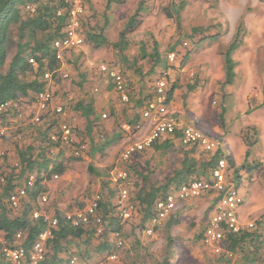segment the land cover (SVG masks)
<instances>
[{
    "label": "crops",
    "instance_id": "crops-1",
    "mask_svg": "<svg viewBox=\"0 0 264 264\" xmlns=\"http://www.w3.org/2000/svg\"><path fill=\"white\" fill-rule=\"evenodd\" d=\"M138 7L139 4L132 13ZM110 10L106 11L109 12ZM105 23L98 31L99 33L102 32L101 34L109 43L96 46L92 41H87L85 45L65 53L55 79L48 82V88L53 93V106L63 107V120L74 126L76 139L86 145V150L80 158L72 156L70 150L63 149L60 144L54 143L52 148L45 150L44 154L47 161L43 164L47 165L49 169L52 166H59L64 169V172L59 174V179L53 176L49 181H44V184L48 186V192L45 193L52 196L50 197V199L52 198L51 201L41 203L40 196H38L37 201L33 202L29 195H26L20 198L16 206H13L9 198L7 205L11 210V217L22 215L32 207L30 216L33 218H37L34 217V213L38 212L43 218L59 219V216H62L64 219L68 213L83 209L87 205L81 204L76 207L74 205L75 199L72 198L73 194L69 196L70 193L77 192V189L81 188L79 185H87L85 190L89 191L100 188L105 200H111L113 204H117L121 185H124L122 181L117 179V172L121 169H126L129 173L128 190L130 197L135 196L142 185H178L181 182L211 175L210 160L217 155V152H206L201 146L183 144L180 132L174 135H164L142 153H137L128 161L122 160L121 154L127 145L140 142L150 134L154 121L145 118L143 111L147 101L153 96L154 80L162 69L168 67L167 54L175 48L177 50L178 47L181 51L183 44H181V40L176 41L172 36L175 31L170 30L163 40L158 39V35L154 31L157 40L147 44L145 43V36L142 35L139 42L140 47L134 57L131 58L130 50L129 54L127 53L128 41L123 44L126 38H120L124 25L114 26L111 29L108 20ZM196 26V23L190 25L189 30H192V35L193 30L197 28ZM189 30L188 33H190ZM116 32L117 35L115 36ZM92 33L99 35L95 34V31ZM188 33L186 34L190 35ZM108 34L113 37L111 38ZM212 35L216 36V34L211 33L207 39L213 38ZM192 38L195 41H186L189 42L190 46L196 48L199 42L193 36ZM156 48L157 52L155 53ZM183 51L189 55L187 61H192L190 55L194 50ZM204 57H201L202 60ZM201 58L194 57L193 63L199 65ZM247 60L250 61L251 58L243 56L240 59L243 62ZM125 62L128 67H126ZM103 63H114L124 70L131 86L130 102L121 101L110 78L100 71L99 66ZM173 67L171 68L172 74L176 76L177 82L169 102L170 114L174 115L183 125L192 124L215 136H222L223 139H226L225 144L231 151L230 155L235 167L239 170L240 181L242 185H248L244 189L241 188L243 196L247 194V197L244 196V204L241 207L243 229L257 227L258 232H256L255 241L260 244L259 248L260 246L261 248L256 247L255 249L253 245H245L230 250L226 246L227 233L224 249L231 254L228 264H263L264 156H261V159H256V156H252L251 147L238 133L232 131L229 133V131L223 130L224 121L217 116L220 110L213 111L203 108L205 104L200 102L199 98L200 77L192 78L191 71L180 72L176 67ZM240 67L241 63L237 64L235 74ZM198 70L200 71V69ZM16 106L17 108L10 107L5 110L6 122L9 123L11 129L10 134L8 133L9 135L0 141V152L3 153V157L0 159V196L3 195L4 186L7 185V182L16 185L14 192L26 184L31 174L35 175L36 178V169L33 172L22 173L24 168L20 151L31 147L34 148L35 158L39 157L37 155L43 151L46 137H50V133L58 131L60 128V124L57 123L48 128L55 122L53 116L40 112L35 100L30 102L24 99L22 102L16 103ZM40 113L42 121L37 123L34 121V117ZM103 114H107V117L104 118ZM255 120L256 118L253 121ZM138 124L142 125L140 129L136 128ZM125 125L130 128L126 129ZM223 153L226 155L224 151ZM195 160H197L196 172L192 171V168L188 169L187 166H184L187 162L193 163ZM110 172L113 174L112 179L108 176ZM94 186L95 188H93ZM114 188H116V192L110 190ZM4 200L5 202L8 201L6 197ZM88 200L89 198H87V202ZM216 200L215 193H205L200 197L182 202L176 213L181 214L182 220L183 212L198 214V211L202 210L201 215H197L199 225L194 223L191 225L195 228L194 233L200 232L203 237ZM135 202L138 206L140 205L139 200ZM130 203L134 205V210L131 217L123 222L121 230L109 233L105 230L102 238H96L95 233L92 235L86 233L82 237L70 238L69 241L61 244L59 251L54 253L56 257L46 264H68L73 258H76L77 264H135V260L130 259L133 248L130 247L129 242H134L133 232L136 230V224L149 226L152 215L144 223L142 213L138 211L139 207L131 201ZM205 213L206 216H204ZM252 221L255 222V226L249 228L248 223ZM46 222L48 227L44 231L52 229L49 220ZM176 225L174 224L169 229ZM91 227L93 226H88L85 229L89 231L92 230ZM19 232H21V238L15 236L13 243L5 240V234L0 232V241L23 245L25 235L22 231ZM51 237L52 235L49 238ZM48 239L45 241L46 252L49 251ZM119 240L123 242L121 246H118ZM114 249L117 251L115 252ZM1 254L4 258H0V264H16L12 259L3 253ZM209 255L215 257L213 259V264H215L218 259L217 256L212 252Z\"/></svg>",
    "mask_w": 264,
    "mask_h": 264
},
{
    "label": "rangeland",
    "instance_id": "rangeland-1",
    "mask_svg": "<svg viewBox=\"0 0 264 264\" xmlns=\"http://www.w3.org/2000/svg\"><path fill=\"white\" fill-rule=\"evenodd\" d=\"M141 1L143 3L142 24L136 31L127 34L123 41V44L128 41L127 53L129 54L130 50V57L133 58L138 51L142 35L145 36L147 44L157 40L154 31L160 40H163L165 35L167 37L170 30L175 31L172 36L176 41H195L192 36L197 39L199 44L190 55L192 61H186L183 66L184 72L195 73V76H191L192 78H198V76L201 78L199 98L200 102L205 104L203 108L213 111L220 110L217 116L224 121L223 130L226 132H236L242 137L245 132L249 131L253 136L256 135L253 127H256L258 130L257 142L249 146L252 156L261 159V156H264V0H126L123 4L113 5L109 12L105 8L106 0H84L87 12V30L99 32L100 27L106 24V20H108L111 29L114 26H123L128 16ZM110 13L111 15H109ZM239 21L244 23L246 31L244 43L233 54V58L236 62L235 68L239 63H241V67L235 74L234 82L228 84L226 83L224 53L233 41ZM193 23H196L197 28L193 30L192 35V30L190 31L189 28ZM211 33L216 36L207 39ZM18 35L16 24H14L10 35L7 64L18 50ZM108 36L113 37L109 34ZM177 51L180 53V58H178L180 62L183 59L180 47L177 48ZM203 56L205 57L202 60ZM243 56L251 58V60L240 61ZM194 57L201 58L199 65L193 63ZM125 65L128 67L126 62ZM211 85L215 88L214 90ZM255 118L256 120L253 121ZM7 124L9 133L11 128H9V123ZM8 133L7 136L10 134ZM219 138L221 139V151L230 155L231 151L225 144L226 139H223L222 136ZM251 141H254V137H251ZM108 176L110 179L113 178L111 172L108 173ZM236 184L240 189L248 186L242 185L238 179ZM79 186H81L80 189L75 188L78 190L77 192L69 194V196L73 194L72 198L75 199L76 207L81 204L85 206L96 194H100L102 197L100 188H98V192L97 189L94 191L85 190L87 185ZM47 194L48 203L52 196ZM246 195L244 196L247 197ZM87 198H89L88 202ZM201 213L202 210L198 211V214L183 212L184 225H176L171 229L165 226V219L152 234L147 233L148 225L142 227V225L136 224V230L133 232L134 242H129L130 247L133 248L130 259H136V264H160L162 261H166V264H213L215 257L209 255L210 251L199 240L198 233L200 232L195 234V228L191 225L199 223L197 215H201ZM169 237L172 238L171 242L176 249V252L171 255L167 252ZM137 241L139 243H136Z\"/></svg>",
    "mask_w": 264,
    "mask_h": 264
},
{
    "label": "built area",
    "instance_id": "built-area-1",
    "mask_svg": "<svg viewBox=\"0 0 264 264\" xmlns=\"http://www.w3.org/2000/svg\"><path fill=\"white\" fill-rule=\"evenodd\" d=\"M49 2L64 1L66 7H58L57 15L67 14L66 24L63 29V35L53 41V46L56 49L57 57L63 58V55L77 47H80L85 42V27L83 20L85 19L86 9L83 0H48ZM26 10L35 11V6L32 4L25 5ZM183 49L181 50L182 58L186 56V51L194 50L195 48L189 45V42L184 40L181 42ZM190 52V51H189ZM180 53L177 50H172L167 54L168 67L162 69L154 80L153 96L147 101L143 116L152 119L154 126L150 134L140 142L127 145L121 154L123 161H128L137 153L143 152L147 147L164 135H174L178 131L181 132V141L185 145H198L206 152H218L221 150L220 138L209 132H206L192 124L183 125L180 121L169 112V91L177 82V78L172 74L171 68L175 65L180 72L184 71V66L178 61ZM29 61L35 66L37 65L33 57ZM173 67V68H175ZM102 73L107 75L113 85L114 90L119 95L121 101L128 103L131 100V86L128 83L126 73L122 68L114 63H103L99 66ZM195 76L194 72L190 74ZM45 78L50 79V73H45ZM200 77V76H198ZM201 79V78H200ZM201 82V81H200ZM98 90V89H96ZM35 102L40 109V112L53 113L60 115L64 112L62 106H53V93L48 86L36 95ZM10 107H15L16 103L6 102L0 103V111H5ZM107 117V114H103ZM55 119V115H53ZM34 121L40 123L42 121L41 113L34 117ZM58 131L50 133V141L60 145H70V153L76 158H80L86 150V145L81 143L77 145V139L72 126L61 121ZM126 129L130 127L124 126ZM142 127L141 124L136 126L137 129ZM8 133V125L0 123V141L3 140ZM3 153L0 152V159ZM54 177L59 179L60 175L55 174ZM117 179L122 181L119 198L117 204L119 206V216L122 222L131 217L134 205L129 201V173L126 169H121L117 172ZM237 178L234 175L233 169L229 167L226 157H221L215 167L211 170L209 177L195 178L191 181L181 184L175 189H171L166 196L157 199L152 218L147 227V233L152 234L155 227L162 223L170 215L176 213L182 202L189 199L197 198L205 193H215L216 202L213 206L211 214L208 218V224L204 230L202 243L207 249L217 256L215 264H228L230 253L224 249L226 235L229 232L238 233L243 230L241 219V207L244 204V196L240 187L236 184ZM35 175L31 174L24 186L19 187L11 193L10 201L13 206L19 203L21 197L27 195L28 190L34 186ZM101 195L96 194L91 201L83 209H78L75 212L68 213L64 219L74 227L93 226L98 235L105 233V221L103 215L99 212ZM48 201L47 193L40 195V202ZM39 213L35 212L34 217H39ZM52 229L57 228L60 220L58 218L48 219ZM255 226V222H249L248 227ZM52 229L40 233L38 239L32 245V248L27 249L21 244L2 243L0 241V252L9 259H12L16 264H38L45 258V241L52 235ZM16 238H21V232L17 233ZM123 242L119 240L118 246ZM68 264H77L76 258H73Z\"/></svg>",
    "mask_w": 264,
    "mask_h": 264
},
{
    "label": "trees",
    "instance_id": "trees-1",
    "mask_svg": "<svg viewBox=\"0 0 264 264\" xmlns=\"http://www.w3.org/2000/svg\"><path fill=\"white\" fill-rule=\"evenodd\" d=\"M125 1L126 0H107L106 10H110L114 4H123ZM28 3L35 6L34 12L26 10L25 5ZM66 6L67 4L64 1L49 2L48 0H0V103H20L24 99H27L30 102L34 101L36 99V95L48 86V82L55 79L61 59L57 57V52L53 46V41L63 35V29L65 27L67 17L66 13L63 15H57V8H64ZM142 8L143 3L141 1L139 3V7L128 17L127 21L125 22L124 27L121 30L120 38H124L127 34L134 32L142 24ZM169 14L170 13H168V15ZM86 16L87 12L85 14V19L83 20L85 27V42L92 41L96 46H100L107 42L109 43V41L101 34L102 32H95V34L99 35H93L92 32L87 30L86 25L88 22H86ZM14 24H16L19 34L18 50L7 64L9 43L11 40L10 35L12 25ZM245 31L244 23L239 21L233 41L230 43L224 53L226 83L228 84H232L234 82L236 62L233 58V54L244 43ZM73 50H71V52ZM156 52L157 48L155 49V53ZM31 57L35 59L37 64L36 66L29 61V58ZM188 57L189 55H186L182 59V65L186 63ZM47 72L51 75L50 79L45 78L44 76ZM175 87L176 83L169 91V99H171ZM50 113H52L51 110L49 113H47V115ZM63 113L64 112H62L60 115L53 113V115H55V119H53L55 122L53 125L48 126V128L53 127L54 124H58L61 121L64 122L62 118ZM0 123H8L6 122L5 111H0ZM71 126L76 136V130L74 126ZM253 129L255 130L256 135L251 136L249 131L242 135L245 143L248 146L257 142L256 137L258 136V130L256 127H253ZM177 133H179V131ZM251 137H254V141H251ZM161 138L156 139L152 145ZM44 143L45 145L42 149L43 151H40L39 155H37L39 157L35 158V155L33 154L34 148L31 147L29 149L20 151L21 162L24 168L22 173L25 174L27 171L33 172L36 169L35 184L31 189L28 190L27 193L33 202L37 201L38 196H40L42 193L48 192V186L44 184V181H49L55 174H61L64 172V169H61L59 166H52V168L49 169L47 165L43 164L47 161L44 154L45 150L52 148L54 142H51L50 138L47 136ZM81 143V141L77 140L76 144L80 145ZM60 146L63 149H72V146L70 145ZM221 157H226L229 167L233 169L235 177L240 180V176L238 174L239 170L235 167L233 158L231 155H225L221 150H218L217 155L214 156L212 160H210V167L213 169ZM196 164L197 160H195L193 163L187 162V164L184 166H187L188 169L192 168V171L196 172ZM183 183L185 182H181L178 185H142L135 196L130 197L129 195V200L137 206L138 204L135 201H140L138 211L142 213L145 223L153 214L157 199L166 196L171 189H175ZM15 186L16 185H12L10 182H7V185L4 186V193L2 196H0V232L5 234V240H7L9 243H13L16 234L19 231H22L23 235H25L23 245L27 249H30L37 240L38 235L48 227V224L41 216L37 218L30 216L33 210L32 207L22 215L11 217V210L8 208L7 204L9 203L11 192L16 189ZM110 190L116 192V188ZM4 197H6L8 201L5 202ZM118 209L119 208L117 204H113L111 200L107 201L101 197L99 212L101 215H103L106 227L105 230L107 233L121 230L123 226ZM59 220L60 222L58 227L52 229V237L47 241V247H49V251L46 252L45 258L40 262V264H46V262L49 263L53 258H55L56 255L54 253L59 251L61 244L65 241H69L70 238L82 237L86 233L90 235L95 233L96 238H102L104 236L98 235L94 227H91L92 230L88 231L85 229L86 227L72 226L65 219H63L62 216H59ZM174 224L184 225V221L181 220L179 213H174L166 218L165 226L168 227V229ZM155 228H158V226ZM257 230L258 229L255 227L252 229H243L238 233L229 232L226 240V246L230 250H235L238 247L245 245H253L255 249L256 247L260 249V244L255 241V235L256 232H258ZM198 234L199 238L202 237V233ZM171 239L172 238L169 237V241L167 242V252L170 255L176 252ZM199 240L202 241V239ZM136 243L139 242L137 241ZM114 250L115 252L117 251V249ZM0 258H4L1 253ZM136 263L137 261L135 259V264ZM160 264H166V261H162Z\"/></svg>",
    "mask_w": 264,
    "mask_h": 264
},
{
    "label": "clouds",
    "instance_id": "clouds-1",
    "mask_svg": "<svg viewBox=\"0 0 264 264\" xmlns=\"http://www.w3.org/2000/svg\"><path fill=\"white\" fill-rule=\"evenodd\" d=\"M7 124V123H6ZM8 125V124H7ZM36 179V178H35Z\"/></svg>",
    "mask_w": 264,
    "mask_h": 264
}]
</instances>
